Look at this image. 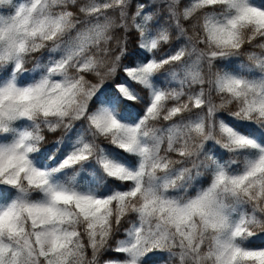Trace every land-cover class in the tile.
<instances>
[{
	"label": "snow or ice",
	"instance_id": "1",
	"mask_svg": "<svg viewBox=\"0 0 264 264\" xmlns=\"http://www.w3.org/2000/svg\"><path fill=\"white\" fill-rule=\"evenodd\" d=\"M260 237L264 0H0V264H264Z\"/></svg>",
	"mask_w": 264,
	"mask_h": 264
},
{
	"label": "trees",
	"instance_id": "2",
	"mask_svg": "<svg viewBox=\"0 0 264 264\" xmlns=\"http://www.w3.org/2000/svg\"><path fill=\"white\" fill-rule=\"evenodd\" d=\"M135 47V37L133 36L132 37V41L130 43V48H134ZM124 63H128L127 60L124 61ZM31 65H29L30 67ZM111 83V82H110ZM60 135V133H57L55 135H48V141H49V144L48 145H45L46 147H49L51 145V142L54 141L58 136ZM262 241H264V237H260V238H257L255 241H254V244L255 245H259ZM89 256H90V250H89Z\"/></svg>",
	"mask_w": 264,
	"mask_h": 264
}]
</instances>
